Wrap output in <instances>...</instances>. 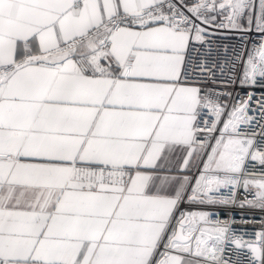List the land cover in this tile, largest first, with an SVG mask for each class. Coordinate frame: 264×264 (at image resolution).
Masks as SVG:
<instances>
[{"label": "snow or ice", "instance_id": "6c2138e0", "mask_svg": "<svg viewBox=\"0 0 264 264\" xmlns=\"http://www.w3.org/2000/svg\"><path fill=\"white\" fill-rule=\"evenodd\" d=\"M256 9L0 0V264H230L229 242L264 264V232L246 242L216 213L181 208L235 205L242 188L239 206L264 211V132L257 146L241 130L254 94L228 111L212 96L231 93L194 86L192 71L213 73L189 55L209 12L228 22L218 27L264 34V0L254 20ZM239 83L264 86V35Z\"/></svg>", "mask_w": 264, "mask_h": 264}, {"label": "built area", "instance_id": "2783aa9c", "mask_svg": "<svg viewBox=\"0 0 264 264\" xmlns=\"http://www.w3.org/2000/svg\"><path fill=\"white\" fill-rule=\"evenodd\" d=\"M191 3V0H187ZM219 3V0H217ZM257 9L253 13L255 16L258 15V4L259 0H256ZM215 16L216 19L209 25L201 24V27L207 28V38L205 43H195V47L198 49L197 52H192V45L190 44L189 55L192 58L193 65L206 62L208 69L213 73L211 79L205 80V74H201L198 69L190 73V80L193 82L194 86L201 87L203 91L208 89L214 90V93H231L228 95H213L212 99L218 101L221 105H226L227 110L230 111L232 107L236 106L238 101L237 97L240 98L242 102L246 99L247 93H253L254 99L250 103V109L248 115L253 118L252 122L248 125H241V130L246 132L249 136L254 132L257 135L255 140L257 141V146L261 141V133L264 132V110H261L259 103L262 94H264V86L260 83L254 86L241 87L240 79L245 67V62L250 52H252V44L255 42L257 45L261 41V36L264 34L252 31H242L237 29H230L228 27H218L217 25L228 23L224 16L216 12H209L208 17ZM197 23H200L197 21ZM244 28H248L246 19L239 21ZM242 54L243 58L238 59ZM207 112V110H205ZM202 119L211 122L214 117L209 114L202 113ZM226 119L222 117V120ZM198 123L201 120L198 119ZM203 126V124H201ZM217 131L213 135H218ZM208 133H199V137L203 139ZM255 163V162H250ZM261 166L255 163V168L253 171L257 175L260 173ZM197 172L190 173L192 175ZM222 193L227 194V189H222ZM236 201L235 205L228 206H189L187 204L181 205V208L188 211H210L216 213L212 219L219 220L223 224L227 222L231 232H234L237 237H242L243 241L246 242H258L259 234L264 232V211L259 209L251 208L248 206L240 207L241 201L245 200V193L243 189L236 190ZM247 199H252L251 195L247 196ZM231 234V233H230ZM225 258L229 259L230 264H253L251 259L250 251L245 248H236L232 243H228L225 248Z\"/></svg>", "mask_w": 264, "mask_h": 264}, {"label": "crops", "instance_id": "0c3cea01", "mask_svg": "<svg viewBox=\"0 0 264 264\" xmlns=\"http://www.w3.org/2000/svg\"><path fill=\"white\" fill-rule=\"evenodd\" d=\"M177 155H181L182 156L183 154L182 153H177ZM194 162H195V157H194ZM174 163H175V166L176 167H179V164H180V161L179 160H175ZM190 168H191V171L190 172L182 173V174H190V173L194 172L195 169H196V167H194L192 164H190Z\"/></svg>", "mask_w": 264, "mask_h": 264}]
</instances>
